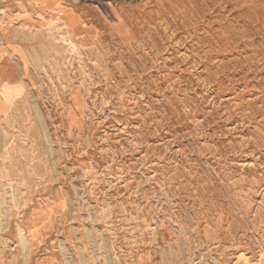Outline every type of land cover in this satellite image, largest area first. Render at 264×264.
Returning a JSON list of instances; mask_svg holds the SVG:
<instances>
[{
	"label": "rangeland",
	"instance_id": "rangeland-1",
	"mask_svg": "<svg viewBox=\"0 0 264 264\" xmlns=\"http://www.w3.org/2000/svg\"><path fill=\"white\" fill-rule=\"evenodd\" d=\"M6 42L0 264H264V0H0Z\"/></svg>",
	"mask_w": 264,
	"mask_h": 264
},
{
	"label": "crops",
	"instance_id": "crops-1",
	"mask_svg": "<svg viewBox=\"0 0 264 264\" xmlns=\"http://www.w3.org/2000/svg\"><path fill=\"white\" fill-rule=\"evenodd\" d=\"M56 2H54L55 4ZM53 4V2H51ZM69 24L70 21H66ZM25 46L17 42H6L0 46V122L9 111L6 99H12L17 91V85L26 76V62L30 58ZM15 74H19L15 78ZM35 235H32L34 238Z\"/></svg>",
	"mask_w": 264,
	"mask_h": 264
}]
</instances>
